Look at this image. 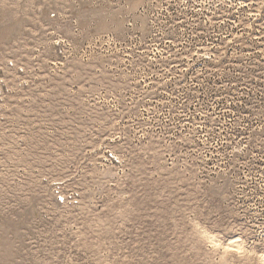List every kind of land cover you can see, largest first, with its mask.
Instances as JSON below:
<instances>
[{
	"label": "rangeland",
	"instance_id": "374dc122",
	"mask_svg": "<svg viewBox=\"0 0 264 264\" xmlns=\"http://www.w3.org/2000/svg\"><path fill=\"white\" fill-rule=\"evenodd\" d=\"M0 264H264V0H0Z\"/></svg>",
	"mask_w": 264,
	"mask_h": 264
},
{
	"label": "built area",
	"instance_id": "2783aa9c",
	"mask_svg": "<svg viewBox=\"0 0 264 264\" xmlns=\"http://www.w3.org/2000/svg\"><path fill=\"white\" fill-rule=\"evenodd\" d=\"M2 99V88H0V101Z\"/></svg>",
	"mask_w": 264,
	"mask_h": 264
}]
</instances>
